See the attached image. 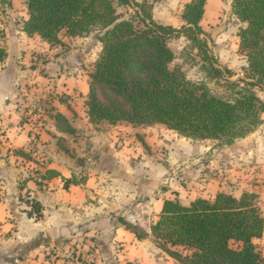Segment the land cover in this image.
I'll use <instances>...</instances> for the list:
<instances>
[{"label":"crops","instance_id":"obj_1","mask_svg":"<svg viewBox=\"0 0 264 264\" xmlns=\"http://www.w3.org/2000/svg\"><path fill=\"white\" fill-rule=\"evenodd\" d=\"M190 1L163 0L152 15L181 27ZM8 2L0 8V46L7 51L0 63V264H179L126 224L151 233L166 199L189 205L221 192L257 193L264 214V121L226 146L183 137L161 123L94 124L87 106L91 76L80 71L90 59L78 56L87 36L68 35L78 46L60 50L24 30L25 0ZM232 2L207 0L201 25L219 65L237 77L248 65L238 35L246 23ZM228 16L234 24L225 23ZM35 104L44 110L36 124L27 116ZM55 114L74 131L61 130ZM24 195L41 204L42 217L28 215ZM255 244L264 256V233Z\"/></svg>","mask_w":264,"mask_h":264},{"label":"trees","instance_id":"obj_2","mask_svg":"<svg viewBox=\"0 0 264 264\" xmlns=\"http://www.w3.org/2000/svg\"><path fill=\"white\" fill-rule=\"evenodd\" d=\"M25 2L29 17L23 28L30 36L52 41L61 32L80 37L101 32L102 50L90 75L87 99L92 123H161L183 137L213 139L221 146L234 144L262 125L264 100L256 89L264 90V0L232 2L233 13L246 23L238 35L248 65L246 77L237 80L232 79L231 69L219 65L201 25L207 0L186 3L182 12L186 23L179 28L157 21L150 8L137 0ZM124 5L136 8V15L123 18L118 8ZM181 36L198 50L207 79L226 92L171 67L175 54L169 42ZM6 57L0 46V63ZM55 118L61 130L74 131L62 114ZM16 153L27 157L24 151ZM71 182L66 179L65 185ZM31 200L27 203L31 202L37 218L42 217L41 204ZM26 212L32 216V210ZM126 227L139 238L151 236L179 264H264L255 244L264 233L261 200L255 192L240 196L221 192L214 200L198 198L189 205L178 198L166 199L151 233L128 223Z\"/></svg>","mask_w":264,"mask_h":264},{"label":"rangeland","instance_id":"obj_3","mask_svg":"<svg viewBox=\"0 0 264 264\" xmlns=\"http://www.w3.org/2000/svg\"><path fill=\"white\" fill-rule=\"evenodd\" d=\"M8 1L9 0H0V4H1L0 8L1 9L7 8L8 3H10ZM137 1L140 3H145L147 5V7L150 8L151 11H152V8L154 7L155 3H161V4L163 3V0H137ZM149 8H148V10H149ZM4 9H3V11L5 12L6 9L5 10ZM136 10H137L136 8L130 7L127 5L120 6L118 8V12L121 14V16L123 18H131L132 16L136 15V13H135ZM182 12H183V10H182ZM228 18L229 19H227V22H225V23L234 24L232 17L228 16ZM155 19L159 22L170 24L166 21H162L160 18H155ZM222 23H224V22H222ZM206 30H208L207 27H206ZM100 35H101V32L94 31L90 35H88L87 37L85 36L86 38L80 39V42L82 44L80 48H83V46H85L86 50L84 51L83 49H81L78 56H85L86 57L88 55V58L90 59L89 61H87V63L82 64L80 66V71L82 69H85V71L82 72V74H90L91 75V73L94 71L96 61L92 62L91 58L96 54L99 55L101 50H102V43L99 40ZM67 37H68V35L65 32H61L58 36L59 39L58 40H52L50 43H52L55 46L59 45V48H60V45H62L60 50H66V51L73 49L74 46H78L76 42H74L72 39H69V38L67 39ZM64 40H66V41H64ZM209 41H210L211 48H212V45H213L212 40L209 39ZM169 46L175 54V58L171 63L172 68H178V69L183 70L186 73V75L188 76V78H190L192 80L207 82L208 85L217 92H220V93L226 92L225 88H223L221 86H217L214 83V81H210L209 79H207L206 72L201 68L203 62L200 58V55L198 54V50L193 46V43L190 42L185 36H181L179 38L171 39L169 42ZM245 68H243V76H237V77L233 76L232 79L237 80L239 78L246 77ZM90 82H91V80H90ZM256 91L258 94H260V96H263V98H264V90L257 88ZM41 108H42L41 116L34 117L33 119H30V121H32V123L36 124L37 123L36 121H39L42 119V117H43L42 114H43L44 110H43V107H41ZM28 119H29V115H28ZM213 143H215L216 146H221L217 140ZM223 146H226V145H223Z\"/></svg>","mask_w":264,"mask_h":264},{"label":"built area","instance_id":"obj_4","mask_svg":"<svg viewBox=\"0 0 264 264\" xmlns=\"http://www.w3.org/2000/svg\"><path fill=\"white\" fill-rule=\"evenodd\" d=\"M42 106L40 104H35L29 107V113H27V116L29 115V120L33 119L34 117H38L41 116L42 113ZM32 116V117H31ZM31 117V118H30ZM28 199L30 200V198L26 195L23 196V203L26 206L27 210H32V217H36L37 218V212L34 211L32 208V205L30 203H27ZM32 201V200H31Z\"/></svg>","mask_w":264,"mask_h":264}]
</instances>
